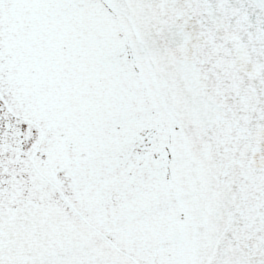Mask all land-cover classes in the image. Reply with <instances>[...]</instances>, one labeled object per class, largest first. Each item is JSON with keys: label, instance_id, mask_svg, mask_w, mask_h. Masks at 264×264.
Instances as JSON below:
<instances>
[{"label": "snow or ice", "instance_id": "snow-or-ice-1", "mask_svg": "<svg viewBox=\"0 0 264 264\" xmlns=\"http://www.w3.org/2000/svg\"><path fill=\"white\" fill-rule=\"evenodd\" d=\"M0 264H264V0H0Z\"/></svg>", "mask_w": 264, "mask_h": 264}]
</instances>
